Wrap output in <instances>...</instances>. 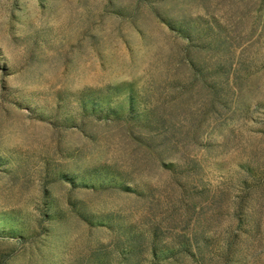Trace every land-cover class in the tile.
<instances>
[{
  "label": "rangeland",
  "instance_id": "rangeland-1",
  "mask_svg": "<svg viewBox=\"0 0 264 264\" xmlns=\"http://www.w3.org/2000/svg\"><path fill=\"white\" fill-rule=\"evenodd\" d=\"M0 264H264V0H0Z\"/></svg>",
  "mask_w": 264,
  "mask_h": 264
}]
</instances>
